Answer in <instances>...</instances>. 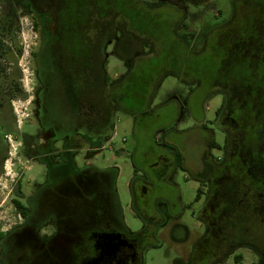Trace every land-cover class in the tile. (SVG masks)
Here are the masks:
<instances>
[{"label":"flooded vegetation","instance_id":"obj_1","mask_svg":"<svg viewBox=\"0 0 264 264\" xmlns=\"http://www.w3.org/2000/svg\"><path fill=\"white\" fill-rule=\"evenodd\" d=\"M238 1L244 7L241 26L229 31ZM79 6H71L70 0L22 1L36 32L31 51L36 97L30 119L37 123V131L23 134L20 145L27 161L48 166L50 180L25 186L30 190L27 194L20 181L25 171L17 178L14 200L20 207L14 200L13 204L20 221L0 229V264H146L151 245L160 243L157 233L166 216L159 208L163 195L156 190L159 183H170L173 171L183 165L179 148L146 151L143 158L154 159L142 165L136 161L128 183L132 210L142 221L136 230L124 220L115 186L119 167L101 168L89 160L83 168L77 166L75 152L87 149L95 154L102 149L103 138L112 137L118 98L105 94V82L108 91L118 96L114 92L120 81L137 68L135 56L145 52L143 40L136 39L144 36L128 22L121 26L118 11L105 27L97 4L88 1ZM232 7L230 21L213 43L220 69L207 96L221 97L213 122L224 138L222 143L216 141L215 130H209L205 152L209 171L201 178L206 199L196 210L206 230L190 253L191 264L226 259L241 246L256 249L264 264L260 237L233 240L226 233L228 227L232 232L234 217L241 231H247L248 214L258 215L257 229L264 226V0H232ZM105 35L106 42L115 38L117 54L129 63L119 79L107 69ZM4 41L0 35L2 47ZM206 45L212 47L210 42ZM234 62L246 66L241 78L229 77L228 67ZM151 88L147 80L141 96L150 98ZM212 148L220 154L211 153ZM224 213L229 218L238 215L227 223L222 220ZM173 231L184 233L183 238L188 232L184 225Z\"/></svg>","mask_w":264,"mask_h":264},{"label":"rangeland","instance_id":"obj_2","mask_svg":"<svg viewBox=\"0 0 264 264\" xmlns=\"http://www.w3.org/2000/svg\"><path fill=\"white\" fill-rule=\"evenodd\" d=\"M22 1L0 0V35L5 39L0 55L1 230L20 221L13 200L16 197V180L23 170L24 176L20 181L27 194L30 190L25 186L43 185L50 180L48 166L27 161L20 145L23 134L33 135L37 131V123L30 119L36 97V73L31 60L36 32L27 12L22 9ZM88 1L97 4L98 14L108 9L121 13L134 31L153 41L154 47L150 50V42L143 40L141 45L145 55L135 56L136 70L120 81L119 85L127 95L116 103L114 135L104 137L102 149L95 154L87 149L75 152L77 166L83 168L89 160L101 168L119 167L115 186L124 220L129 228L136 230L142 221L132 210L128 189L136 161L142 165L154 159H144L142 153L146 151L179 148L183 165L173 171L170 183L157 185L156 192L163 195L159 208L166 216V222L157 233L160 243H153L146 254V264H191L190 253L206 230L196 210L206 199V183L201 178L209 171V161L205 160L209 130H215L213 138L216 141L222 143L224 138L222 130L213 122L221 97L209 98L207 93L220 69L213 43L232 17V0H165L163 7L161 0H70V3L73 7H81ZM243 9L238 1L236 18L229 31L241 26ZM206 42H210L212 47ZM114 45L115 38L112 37L105 44V57L109 73L115 78L119 76V79L128 71L129 63L117 54ZM151 51L159 55L154 66L150 60L155 54H150ZM138 69L143 71V75ZM243 69H246L243 64H230L229 77L241 78ZM149 72L153 73L154 82L151 83L150 98H145L140 92L146 89ZM211 153L218 155L220 151L212 148ZM199 193L201 198L196 200ZM224 215L226 219L222 217V220L228 223L238 214H231L230 218ZM257 216L256 213L248 214V230L244 233L239 227L240 221L234 217L230 226L232 232H229V227L226 232L228 239L235 240L241 236L255 241V237H260L264 242V226L257 229ZM177 225L187 228L185 238L184 233L173 231ZM238 253L243 255L241 262L235 258ZM261 263L262 257L256 249L241 246L230 252L226 259L215 260L211 264Z\"/></svg>","mask_w":264,"mask_h":264},{"label":"trees","instance_id":"obj_3","mask_svg":"<svg viewBox=\"0 0 264 264\" xmlns=\"http://www.w3.org/2000/svg\"><path fill=\"white\" fill-rule=\"evenodd\" d=\"M115 11V12H114ZM114 13H116V10H112V9H108V10H106L104 13H103V16H104V24H105V21L107 22V24H105V27H107L106 25H111L112 24V19H113V14ZM121 13H119V15H120ZM122 15H120V18H122L121 19V21H120V24H121V26L123 25L124 26V23H126V22H128L127 20H125L124 19V17L122 16ZM105 29V28H104ZM106 33V32H105ZM133 34V33H132ZM131 34V35H132ZM105 37H106V35H105ZM107 38L108 37H106L105 38V43H106V40H107ZM132 38H133V40H134V37L132 36ZM136 39L138 40V39H140V41L141 40H145V39H147V38H144V37H140L139 35L136 37ZM148 40V42H150L149 44H151V47L152 48H150V50H152L153 49V47H154V43H153V41L149 38V39H147ZM1 48H2V46H1V44H0V51H1ZM120 51H121V53L122 54H126V51L124 50V49H120ZM150 54H155V56H153V57H151V63H152V65L154 66V63H156V61L159 59V55H158V52H154V51H151V53ZM145 54L143 53V56H144ZM138 72L140 73V74H142V72L143 71H141V69L140 70H138ZM150 72H152V70L150 71ZM148 73V75H149V77L147 78V79H149V82L150 83H153L154 82V80H153V73L151 74V73ZM143 75V74H142ZM152 81V82H151ZM121 86L122 85H120L119 86V90H117V91H115L114 93L116 94V93H118V96H117V94H116V96H114V94H113V92L112 91H108V82H105V84H104V91H105V94H107L109 97H114V98H118V99H120V98H123L124 96H125V94L127 95V93L126 92H124L123 90H122V88H121ZM130 92V91H129ZM107 99V98H106ZM114 130V128H113V125H112V131ZM199 197H200V193L198 194V196H197V199H199ZM15 201V203L20 207V205H19V203L20 202H18V200L17 199H15L14 200ZM21 210V209H20ZM25 214H26V212H24ZM235 258H236V260L238 261V262H241L242 261V258H243V255L242 254H237L236 256H235Z\"/></svg>","mask_w":264,"mask_h":264},{"label":"crops","instance_id":"obj_4","mask_svg":"<svg viewBox=\"0 0 264 264\" xmlns=\"http://www.w3.org/2000/svg\"><path fill=\"white\" fill-rule=\"evenodd\" d=\"M114 130H115V126H114ZM114 130H113V134H112V136L114 135Z\"/></svg>","mask_w":264,"mask_h":264}]
</instances>
